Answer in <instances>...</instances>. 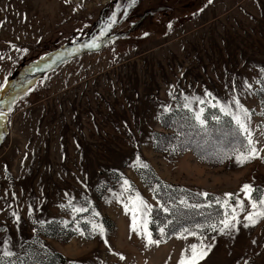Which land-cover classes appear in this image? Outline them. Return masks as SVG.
<instances>
[{
  "label": "rangeland",
  "instance_id": "rangeland-1",
  "mask_svg": "<svg viewBox=\"0 0 264 264\" xmlns=\"http://www.w3.org/2000/svg\"><path fill=\"white\" fill-rule=\"evenodd\" d=\"M263 81L264 0H0V257L187 264L203 239L199 264H264V219L244 226L242 191L264 198V151L240 166L245 134L161 124L175 110L204 121L207 106L236 122V99L264 150ZM160 180L187 190V222L156 196ZM137 196L148 207L133 231ZM233 207L239 223L222 235Z\"/></svg>",
  "mask_w": 264,
  "mask_h": 264
},
{
  "label": "snow or ice",
  "instance_id": "snow-or-ice-1",
  "mask_svg": "<svg viewBox=\"0 0 264 264\" xmlns=\"http://www.w3.org/2000/svg\"><path fill=\"white\" fill-rule=\"evenodd\" d=\"M209 2H211V0H209ZM112 23H115V20H113ZM109 27H111V25H109ZM93 46L94 45H89V47H93ZM208 95H211V94L209 93ZM203 102L204 101H200V103H203ZM233 103L236 105L237 109L239 110V112L241 114V115L234 116V119L236 120L238 131L241 133H244L245 139L247 140L246 149L242 150L241 152H239L235 156L236 163L240 166H243L244 164L250 162L252 159L260 158L258 155V152L264 151V150H258L254 146L256 142L253 140V133L250 130L249 125H248V122L250 121V118H251V114L249 113V111L247 109L243 108V106L240 105L239 100L234 99ZM217 104H219V101H217ZM213 106H216V105H213ZM220 110L226 111V107H221ZM195 118L197 120H200L199 116H196ZM200 122H201V124L204 123L203 120H201ZM137 167L142 168V169H147L148 165L143 163L139 159V157H137ZM124 183H125V185L128 184L127 181H125ZM242 191L245 192L246 196L251 201V208L253 210L251 214H249L245 217L249 223L245 224L244 226L249 227L251 225L256 224L261 219H264V198L256 199L253 196V193L255 191H258V190L253 189V187L251 185H248V184L243 185ZM229 197H231V194H229ZM135 201L138 203L134 202V205L132 208V211L134 213V216H133V225L134 226L132 229L133 231H136L135 213L140 212L142 210H145L148 207L147 204L139 196H137L135 198ZM237 206L240 207L241 209H243V203L242 202H238ZM76 211H81V210L77 209ZM14 215H15V213H14ZM236 223H239V221L236 220V208L233 207L231 209V218L229 219V214L226 213L225 218L221 221V224L223 226L221 228H219L218 231L222 235H230L232 230L235 229ZM211 227H212L213 231H217L216 225H212ZM92 229L94 232L103 236V232H104L103 226L93 224ZM161 231H163V230H161ZM80 234L83 235L84 233L81 232ZM145 236L147 239V245H153V244L158 245L159 244V241L152 239L151 234L148 233L146 231V229H145ZM105 243H107V241H105ZM211 248H212V245H205L203 243V239H201L199 244L191 245L190 249L186 250L188 253L187 264H199V260L203 259L208 254V252L211 251ZM14 255H15V253L8 250L7 248L3 249L2 257H0V264H8V261H6L4 258H8L10 261V258ZM120 258L124 259L123 256H121ZM181 264H186V261L184 259H182Z\"/></svg>",
  "mask_w": 264,
  "mask_h": 264
},
{
  "label": "trees",
  "instance_id": "trees-1",
  "mask_svg": "<svg viewBox=\"0 0 264 264\" xmlns=\"http://www.w3.org/2000/svg\"><path fill=\"white\" fill-rule=\"evenodd\" d=\"M264 84V81H263ZM182 112H186L188 116H185ZM195 114L192 113L191 111L187 110H175L171 113L165 114L162 119H161V124L164 127H169L173 129H178L182 126L185 127H190L193 131H210L209 134L213 132H219V130L224 129L225 131H233L237 133V135L244 137V133H241L238 131L237 124L233 120V118L228 115L223 113L219 108L217 107H210L207 106L204 114H203V119L204 122L201 124L196 118ZM167 146L161 145L159 142L156 144V148L158 150L165 149ZM160 180V185L158 188H155V194L158 197V199H162L164 204H175L177 206L176 213H174V216L177 217V220L179 223L182 222H187L188 217L190 216V212H192L190 209L185 208L186 207V202L187 201H193L191 198L183 194V192L187 191L186 189L180 188V186H175V188L171 189L170 187H165ZM217 209L219 208L218 211L222 212V208L220 204H217ZM217 212V210H216ZM161 213V209L156 208V214H154L155 219L159 217L158 214ZM195 213V212H192ZM184 214V215H183ZM217 215L219 212H217ZM184 218H186L184 220ZM197 219V218H194ZM220 218H215V223L218 224V220ZM195 221V220H192ZM156 222V221H155ZM154 222V223H155ZM175 231L173 228H170V231ZM45 254L39 255L38 254V264H68V260L66 256H64L60 252H53L48 249H45ZM24 259L27 258V254L24 255Z\"/></svg>",
  "mask_w": 264,
  "mask_h": 264
}]
</instances>
